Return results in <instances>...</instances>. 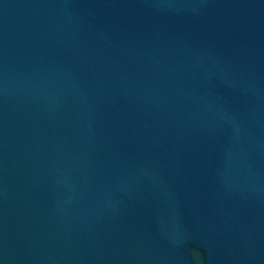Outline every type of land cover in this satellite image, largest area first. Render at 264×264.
Masks as SVG:
<instances>
[{"label":"water","instance_id":"water-1","mask_svg":"<svg viewBox=\"0 0 264 264\" xmlns=\"http://www.w3.org/2000/svg\"><path fill=\"white\" fill-rule=\"evenodd\" d=\"M0 264H264V0H0Z\"/></svg>","mask_w":264,"mask_h":264}]
</instances>
